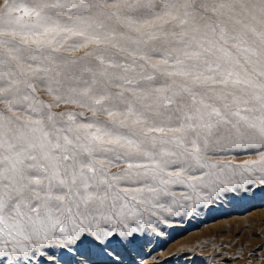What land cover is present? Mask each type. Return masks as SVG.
Segmentation results:
<instances>
[{
	"label": "snow or ice",
	"instance_id": "6c2138e0",
	"mask_svg": "<svg viewBox=\"0 0 264 264\" xmlns=\"http://www.w3.org/2000/svg\"><path fill=\"white\" fill-rule=\"evenodd\" d=\"M255 184L264 0H0V264H125Z\"/></svg>",
	"mask_w": 264,
	"mask_h": 264
},
{
	"label": "rangeland",
	"instance_id": "374dc122",
	"mask_svg": "<svg viewBox=\"0 0 264 264\" xmlns=\"http://www.w3.org/2000/svg\"><path fill=\"white\" fill-rule=\"evenodd\" d=\"M154 226L156 231L146 229L143 244L125 257V264H237V254L238 264H244L245 256L250 264H264V252L249 255L264 245V186L253 185L246 196L198 205L193 215L180 210L165 221L155 220Z\"/></svg>",
	"mask_w": 264,
	"mask_h": 264
}]
</instances>
